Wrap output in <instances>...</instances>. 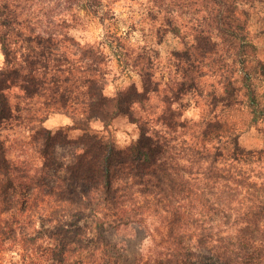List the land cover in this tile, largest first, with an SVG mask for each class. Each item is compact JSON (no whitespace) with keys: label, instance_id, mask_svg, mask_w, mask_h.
Masks as SVG:
<instances>
[{"label":"trees","instance_id":"trees-1","mask_svg":"<svg viewBox=\"0 0 264 264\" xmlns=\"http://www.w3.org/2000/svg\"><path fill=\"white\" fill-rule=\"evenodd\" d=\"M35 1L0 0V264H12L4 260L12 253L21 264H264V149L238 142L264 121V100L250 72L264 78V70L254 57L255 68L248 66L249 12L238 7L247 0H191L200 6L175 54L185 80L168 91L179 98L191 89L201 99L198 118L174 108L169 93L160 96L149 53L134 52L109 32L101 45L138 69L143 82L142 90L130 85L107 95L103 47L78 43L81 57L70 56L61 30L69 23L52 18L64 11L40 8L45 11L36 18ZM86 1L97 13L100 3ZM212 75L220 78L206 82ZM14 87L23 105L12 100ZM151 94L163 102L160 111L146 107ZM33 95L47 100L41 114L27 119L38 123L29 138L43 169L54 165L56 144L68 142L42 125L49 114L71 113L84 131L72 142L80 151L66 166L74 188L46 185V177L29 174L30 164L9 156L4 131ZM126 115L138 135L119 147L111 125ZM94 120L107 135L92 129ZM155 220L164 223L165 234L131 259L107 235Z\"/></svg>","mask_w":264,"mask_h":264},{"label":"rangeland","instance_id":"rangeland-1","mask_svg":"<svg viewBox=\"0 0 264 264\" xmlns=\"http://www.w3.org/2000/svg\"><path fill=\"white\" fill-rule=\"evenodd\" d=\"M20 1L22 3L25 2V0ZM94 1L95 3H100V9L97 13L86 8V0H55V3L51 4V6H48L49 0L35 1L31 15L38 18L45 11H39L40 8L48 9V12L52 10L58 12L61 10L72 14V23L61 30L67 38L64 45H67L69 55L77 59L81 57V53L77 52L78 43L83 41L81 44L92 43L102 46L101 41L107 37V32L120 36L122 45H130L134 49V52L146 51L156 62H150L149 64H153L154 80L158 83L160 96L169 93L171 100H174L173 105L182 108L184 115L186 112L192 113V115H185L186 117H198L202 110L198 102L201 99L197 98L198 96L195 99L191 89L184 90L183 94L179 98H176L172 97L174 95L170 93L171 91H168V88L175 86L173 91H176V87L180 86L182 80H185V68L181 65L176 66L179 59L175 54L183 49L182 39L188 37L185 31L188 30L194 11L200 6L199 3L191 0H147V3H141V0H131L127 4L129 15L126 18H121L111 10V6H115L118 0H110L109 5H103L101 0ZM29 4L31 3H25V5ZM81 12L84 14L81 15ZM171 15L175 16V22ZM102 17L104 18L103 20ZM96 21L104 28L102 39L100 40H95ZM120 25H123L125 28L122 34L120 33ZM174 26H179L181 33L177 34L172 32L170 29ZM72 30L76 32L74 34L69 32ZM209 30L213 32V39L219 45H222V38H219L218 32L213 28H209ZM247 31L248 42L252 44V47L249 48V56H247V61H249L248 66L255 68V63H253L254 59H252L254 57L260 62L257 65H262V69L264 70V17L253 20L249 14ZM81 33H85V35ZM133 33H138L139 35L134 36ZM182 34L186 37L184 36L182 38ZM102 47L105 54H107L106 59H108L107 64L103 68H107L106 72L110 77V79L108 77L105 93L113 96L117 90H126L130 85H133L138 90H142L143 77L138 69L126 66L124 61L121 59L118 60L117 55L110 45L105 44ZM0 53H2L1 46ZM3 61L0 62V66H2ZM250 72H252L251 74L255 78L258 94L264 100L262 98L264 96L262 95L264 94V78H258L259 76L256 71ZM202 73H204V70ZM219 78L216 75H212L211 79H206V82H216ZM10 92L13 101L19 102L20 100L21 105L24 104L22 99L16 98V94L21 93L17 87L11 89ZM27 101L29 105L25 106L20 117L8 125L4 131L10 158L15 162L26 161L25 163L30 164L29 174L46 177L47 179L43 180L46 185L56 187L60 183H64L72 188L76 187V180L70 177L66 166L73 161L75 155L80 151L79 146L72 142L78 139L84 131L74 126V118L71 113L53 112L49 114L42 122V125L49 128L53 133H60L61 137L63 136L64 140H68V142L61 141L56 144L54 148V165L47 169L44 167L43 169L41 158L32 148L29 138L34 133V130L31 128L38 123L31 122L27 119L30 118V113L33 114L35 112L36 114H41V111L44 109L43 102L47 101L46 95H33ZM161 105H163V102L156 94H151L146 103V107L157 111L161 110ZM142 111L137 108L136 114H142ZM65 118L71 119L72 123L65 124ZM91 126L99 134L107 135L106 131L99 130L102 129L101 121L94 120ZM263 127L264 121L257 123L241 133L238 139L240 146L245 149H264ZM111 135L119 147H124L133 137H137L138 128L136 124L130 121L128 115L120 116L112 122ZM31 140L34 141L32 138ZM23 149H26L27 152H21ZM163 225L164 223H160V220H155L147 222L145 225L133 224L127 228H120V230L108 232L107 235L112 242H116L123 249L122 253L124 256L131 259L147 252L153 245L154 238L158 240L165 234ZM12 254H6L4 260L9 263L12 262V264H21L19 256L15 253Z\"/></svg>","mask_w":264,"mask_h":264},{"label":"clouds","instance_id":"clouds-1","mask_svg":"<svg viewBox=\"0 0 264 264\" xmlns=\"http://www.w3.org/2000/svg\"><path fill=\"white\" fill-rule=\"evenodd\" d=\"M131 0H118V2L115 4V6H111V10L116 13L117 16L121 17V18H126L129 13H128V9H127V4L130 3ZM55 0H49L48 6H51V4H54ZM101 3L103 5H109L110 0H101ZM141 3H147V0H141ZM238 7H242L244 9H247L249 14L251 15V17L253 18V20L259 18V17H264V4L261 3V0H247V2L245 3H241L238 5ZM84 13L81 12V15H83ZM54 20H56L57 22H59L61 19L68 21L69 24L72 23V16L70 13L68 12H60L58 15H54L52 17ZM125 28L123 25H120V33L122 34L124 32ZM104 28L103 26L96 21V38L95 40H100L102 39V34H103ZM71 33H75V30L69 31ZM82 35H85V33H81ZM134 36H138V33H133ZM81 43H83V41H81ZM3 61V54L0 53V62ZM110 79V77H109ZM173 107L175 108L176 106L173 105ZM185 115H192L191 112H186ZM198 118V117H197ZM65 124H71L72 120L65 118L64 120ZM134 127V126H133Z\"/></svg>","mask_w":264,"mask_h":264}]
</instances>
